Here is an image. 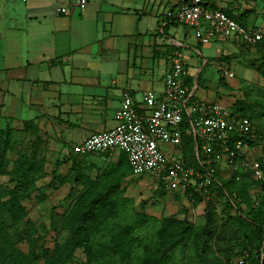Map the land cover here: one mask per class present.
Listing matches in <instances>:
<instances>
[{
	"label": "crops",
	"instance_id": "crops-1",
	"mask_svg": "<svg viewBox=\"0 0 264 264\" xmlns=\"http://www.w3.org/2000/svg\"><path fill=\"white\" fill-rule=\"evenodd\" d=\"M259 2L264 0L211 5L233 16L240 15L237 4H246L245 11L257 8L247 12V24L264 28ZM175 4L88 0L82 9L79 0H0V121L12 128L29 122L68 148L115 128L124 92L137 101L162 92L174 54L199 53L186 27L170 25L167 13ZM186 67L193 79L190 95L221 103L220 97H196L202 70ZM118 157L112 154L108 162Z\"/></svg>",
	"mask_w": 264,
	"mask_h": 264
},
{
	"label": "trees",
	"instance_id": "trees-1",
	"mask_svg": "<svg viewBox=\"0 0 264 264\" xmlns=\"http://www.w3.org/2000/svg\"><path fill=\"white\" fill-rule=\"evenodd\" d=\"M246 18V11L234 16L244 27L248 26ZM170 25L178 23L173 21ZM259 46L264 47V41L255 47ZM263 68L264 63L258 69ZM186 84L192 87L193 79L187 78ZM249 107L240 100L232 105L235 112L250 116L253 122L254 138L248 136L244 139L252 150L261 131L256 127V116ZM24 127L38 132V127L29 122H25ZM12 135L13 128L9 125L0 135V177L11 176L15 182L9 190L0 188V210L5 216L0 222V264H184L187 252L191 255L189 264H230L234 258L245 254H249L250 264H264L261 257L264 247V180H256L251 171L244 169L229 172L227 176L216 171L215 180L202 188L201 193L194 187L189 188L184 196L174 193V198L181 200L185 197L191 205L204 203L205 224L196 226L187 219L158 218L137 211L135 200L125 197L126 187L122 186L124 179L132 175L128 157L122 153L117 162H107L95 179L76 180L81 190L76 191L73 204L63 219L62 229L68 232L64 242L55 243L52 248H41L30 237V251H20L11 230L26 223L27 209L23 201L40 192L36 182L43 168L35 158L20 154L13 163L12 172L9 171ZM185 140L183 149L193 151V139L188 137ZM255 160L264 173V155ZM186 162L190 166L196 165L194 160ZM206 191H209V199L204 195ZM254 191L256 197L252 195ZM245 193L251 198L243 202ZM45 199L46 196L41 195L40 200ZM221 200L227 201L225 209L237 213L226 221H220L217 216ZM242 205L247 211L241 208ZM230 226L239 229L229 230ZM78 251L84 258L77 256ZM216 253L221 257L211 258Z\"/></svg>",
	"mask_w": 264,
	"mask_h": 264
},
{
	"label": "built area",
	"instance_id": "built-area-1",
	"mask_svg": "<svg viewBox=\"0 0 264 264\" xmlns=\"http://www.w3.org/2000/svg\"><path fill=\"white\" fill-rule=\"evenodd\" d=\"M79 4L84 9L88 0H79ZM239 4L234 9L241 15L246 4ZM60 12L68 11L61 8ZM167 17L191 31L201 45L232 40L251 48L264 41V28L244 27L228 11L206 0H176ZM218 69L223 78L235 77L224 66ZM188 75L183 56L175 53L164 76L162 92H147L141 101L124 92L115 116L117 126L91 134L73 145L71 152L79 156L101 155L104 160L107 154L125 153L133 176H148L162 190L182 196L191 187L201 193L202 188L210 186L215 180L216 164L221 173L226 168L228 173L244 169L263 181L261 165L251 158V149L244 143L248 136L254 138L252 120L220 102L193 98L186 84ZM188 137L194 141L195 166L185 159L183 146ZM204 193L209 199V191ZM261 257L263 260L264 247ZM248 258L249 254H245L230 264H250Z\"/></svg>",
	"mask_w": 264,
	"mask_h": 264
},
{
	"label": "rangeland",
	"instance_id": "rangeland-1",
	"mask_svg": "<svg viewBox=\"0 0 264 264\" xmlns=\"http://www.w3.org/2000/svg\"><path fill=\"white\" fill-rule=\"evenodd\" d=\"M214 2L211 4L222 5L220 0ZM259 4L263 12L264 3ZM246 12H257V8L247 9ZM190 42L199 53L186 50L183 61L189 64L193 73L202 70L200 90L196 97L199 99L220 97L221 103L227 107H231L236 100L249 105L250 112L256 116V127L261 131L255 148L251 150V158L264 155V68L258 69L264 63V47L248 48L239 43L233 44L231 41L201 45L191 31ZM221 57L224 59L220 60ZM205 61L209 63L205 65ZM220 66L233 72L235 77L226 79L221 77L222 73L218 69ZM6 124L0 121V135L6 129ZM49 137L46 132H41L40 127L37 133L32 129L25 130L23 124L13 127V149L8 154L9 171L12 172L13 163L20 154L35 158L43 168L36 182L40 192L23 201L27 209L26 223L11 230L16 247L26 253L30 251V237L41 248H52L55 243H62L67 239L68 232L62 229V224L65 214L73 204L76 191L81 190L76 180L84 177L95 179L111 157L107 154L104 160L101 155H75L71 153L70 147L55 143L53 138L50 140ZM184 152L187 161H197L195 148L193 151L189 148L184 149ZM215 168L221 172L218 164ZM223 173L228 175L227 168ZM14 184L11 176L0 177L1 189L9 190ZM122 186L126 187L125 197L135 200L139 212L158 218L173 216L180 220L187 219L196 226L205 224L204 203L191 205L185 197L181 200L174 198V192L158 190L157 183L148 176L128 175ZM43 194L46 199L41 201L40 197ZM252 195L256 197V191ZM250 198L249 194L242 195L243 202L246 199L249 201ZM226 206L227 201L221 200L217 215L220 221H226L229 216L237 214L235 210L225 209ZM241 208L247 211L243 205ZM3 219L5 216L0 210V222ZM231 229L239 228L230 226L229 230ZM77 256L84 258L81 251L77 252ZM190 256L187 252L184 264H189ZM211 256L213 259L221 257L217 253Z\"/></svg>",
	"mask_w": 264,
	"mask_h": 264
}]
</instances>
